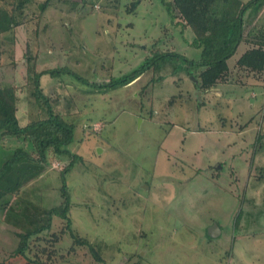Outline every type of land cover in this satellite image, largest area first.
I'll use <instances>...</instances> for the list:
<instances>
[{"label":"rangeland","instance_id":"1","mask_svg":"<svg viewBox=\"0 0 264 264\" xmlns=\"http://www.w3.org/2000/svg\"><path fill=\"white\" fill-rule=\"evenodd\" d=\"M45 1L33 0L15 30V64L2 48L0 78L14 81L26 124L30 73L58 69L41 86L75 125L68 149L81 158L65 176L69 159L54 161L22 193L50 208L65 181L71 197V223L55 216L30 255L41 264H264V71L255 77L232 61L217 86L199 90L183 60L199 53L195 34L171 24L162 0L135 10V0H54L40 13ZM157 40L182 56L132 85L106 86ZM14 233L0 224V259L16 247Z\"/></svg>","mask_w":264,"mask_h":264},{"label":"trees","instance_id":"2","mask_svg":"<svg viewBox=\"0 0 264 264\" xmlns=\"http://www.w3.org/2000/svg\"><path fill=\"white\" fill-rule=\"evenodd\" d=\"M33 0H12L8 4L0 0V53L10 52L9 64L16 62L15 30L28 17L27 8ZM85 2V0H82ZM54 0H46L41 8L45 12ZM172 17L171 24L180 28L190 27L194 32L191 45L202 49L199 59L183 57L187 62V75L195 76L199 90H209L218 85L230 72L228 60L233 57L245 39L247 23L245 14L249 9L258 13L264 0H162ZM140 0H135V10ZM262 37V36H261ZM259 37V38H261ZM247 50L238 60L241 67L250 72L264 71V37ZM8 41V42H7ZM157 40L150 48L152 54L128 75L112 79L106 86H126L148 70L161 69L172 57H181L178 52L164 51ZM3 48V49H2ZM176 67L173 72H175ZM58 69L30 73L31 96L28 118L22 124L18 116L19 96L14 81L0 78V219L13 228L18 241L14 250L0 259V264H41L31 254L33 239L50 232L55 216L68 220L71 197L64 181L62 201L53 207H43L23 196L29 184L48 172L54 161L69 159L60 175L70 171L75 161L81 158L68 147L74 138L75 125L58 112L50 97L43 92L41 77L54 75ZM197 71V75L193 73ZM260 134V133H259ZM258 134L261 140L264 134ZM65 178V177H64ZM22 194V195H21ZM73 236H75L72 233ZM80 245H86L97 261H103L94 244L87 239L75 237Z\"/></svg>","mask_w":264,"mask_h":264},{"label":"crops","instance_id":"3","mask_svg":"<svg viewBox=\"0 0 264 264\" xmlns=\"http://www.w3.org/2000/svg\"><path fill=\"white\" fill-rule=\"evenodd\" d=\"M242 1L243 3H247L249 2L250 0H240ZM253 9H249L246 14H245V21L247 23V29H246V33H245V39L243 40V42L239 45L235 55L233 57H231L229 60H228V64L231 68V63L233 61V64H237V66H240L238 64V60L239 58L249 49L253 48L254 46H256L259 42V40H262L261 38L263 37L262 36V33L264 32V6L262 7V9L258 12V13H254V11L252 12ZM186 29V28H185ZM184 29V30H185ZM262 36V37H261ZM261 37V38H259ZM192 43V42H191ZM193 48L195 50H197L199 53H196L198 55H195L193 57H188V58H192V59H199L201 57V54H202V49L201 48H197L195 46H193ZM241 48V53H239V50ZM200 55V56H199ZM237 56V57H235ZM241 67V66H240ZM241 69L249 72V73H253V72H250L248 69H246L245 67H241ZM256 73V72H254ZM260 74L259 73H256V76L255 77H258ZM139 79V78H138ZM193 80V83H195L194 87H196V84H197V79L194 80V78H191ZM257 80V78H255ZM137 80H134L132 84H134ZM258 81V80H257ZM128 86V85H126ZM257 248H258V245H256ZM248 248V246H247ZM249 249V248H248Z\"/></svg>","mask_w":264,"mask_h":264},{"label":"water","instance_id":"4","mask_svg":"<svg viewBox=\"0 0 264 264\" xmlns=\"http://www.w3.org/2000/svg\"><path fill=\"white\" fill-rule=\"evenodd\" d=\"M210 229L212 230L213 233H215V235H216V231H220L221 230L218 225H215L214 227H211Z\"/></svg>","mask_w":264,"mask_h":264}]
</instances>
